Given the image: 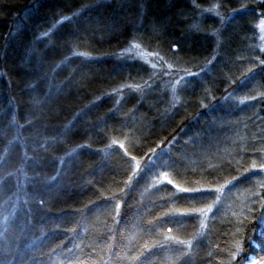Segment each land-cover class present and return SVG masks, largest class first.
<instances>
[{
    "label": "trees",
    "instance_id": "16d2710c",
    "mask_svg": "<svg viewBox=\"0 0 264 264\" xmlns=\"http://www.w3.org/2000/svg\"><path fill=\"white\" fill-rule=\"evenodd\" d=\"M204 9L0 0V264H264V78L223 104Z\"/></svg>",
    "mask_w": 264,
    "mask_h": 264
},
{
    "label": "rangeland",
    "instance_id": "374dc122",
    "mask_svg": "<svg viewBox=\"0 0 264 264\" xmlns=\"http://www.w3.org/2000/svg\"><path fill=\"white\" fill-rule=\"evenodd\" d=\"M206 4L200 14L202 22H198L199 29L206 31L208 38L219 50L220 65L216 66L219 78L232 77L238 80L234 74H239L241 65L245 68L243 74L237 82L241 89H234L233 83L227 85V95L224 97L223 104L230 103L239 108H249L257 105L262 79L264 78V60L259 55L264 52V0H201ZM202 10V9H201ZM207 22V23H205ZM196 29V28H194ZM248 31V36H246ZM212 44V45H213ZM245 47V48H244ZM131 54L148 60L149 54L138 49L131 48ZM242 52V53H241ZM217 54V53H216ZM153 60V59H152ZM155 61L154 65L162 64V60ZM172 65V64H171ZM170 63L166 62V67L172 69ZM176 68V67H173ZM192 77L185 78V82ZM186 84L180 83L179 87ZM237 126V119L231 121ZM229 122V123H231Z\"/></svg>",
    "mask_w": 264,
    "mask_h": 264
},
{
    "label": "bare ground",
    "instance_id": "6f19581e",
    "mask_svg": "<svg viewBox=\"0 0 264 264\" xmlns=\"http://www.w3.org/2000/svg\"><path fill=\"white\" fill-rule=\"evenodd\" d=\"M246 36H248V31H247ZM212 44H213V43H211V45H212ZM212 46H213V48L215 49V45L213 44ZM214 53H215V54H216V53H219V51H215V50H214L213 54H214ZM241 53H242V52H241ZM213 54H212V55H213ZM218 64L220 65V61H219V60H218Z\"/></svg>",
    "mask_w": 264,
    "mask_h": 264
},
{
    "label": "snow or ice",
    "instance_id": "6c2138e0",
    "mask_svg": "<svg viewBox=\"0 0 264 264\" xmlns=\"http://www.w3.org/2000/svg\"><path fill=\"white\" fill-rule=\"evenodd\" d=\"M121 147H123L122 145H121ZM169 183H171V181H168ZM181 191L182 192H187V191H189V189H181ZM195 191V190H194Z\"/></svg>",
    "mask_w": 264,
    "mask_h": 264
}]
</instances>
